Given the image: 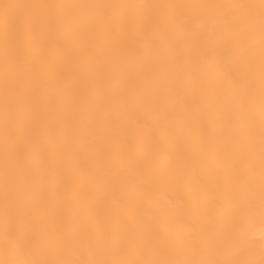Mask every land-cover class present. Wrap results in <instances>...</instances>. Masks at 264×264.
Returning a JSON list of instances; mask_svg holds the SVG:
<instances>
[{
	"label": "bare ground",
	"instance_id": "obj_1",
	"mask_svg": "<svg viewBox=\"0 0 264 264\" xmlns=\"http://www.w3.org/2000/svg\"><path fill=\"white\" fill-rule=\"evenodd\" d=\"M0 264H264V0H0Z\"/></svg>",
	"mask_w": 264,
	"mask_h": 264
}]
</instances>
